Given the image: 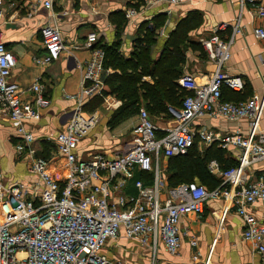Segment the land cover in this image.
Wrapping results in <instances>:
<instances>
[{"label":"built area","instance_id":"obj_1","mask_svg":"<svg viewBox=\"0 0 264 264\" xmlns=\"http://www.w3.org/2000/svg\"><path fill=\"white\" fill-rule=\"evenodd\" d=\"M149 1L152 5L175 6L187 0ZM52 2L36 0L30 5L51 10ZM239 4L249 6L250 17L260 21L253 34L256 39L264 40V0H239ZM135 15L134 9L125 13L128 19ZM2 24L3 0H0V109L22 136L16 151L23 155L29 164V173L37 182L6 185L0 171V264H125L104 255L103 249L109 240L136 244L151 256V264H155L160 246L170 255L177 254L181 219L188 214L200 216L208 199L235 206V212L244 222L241 237L252 244L264 264V224L244 209L256 203L264 205V172L254 176L247 172L253 164L264 161V133L260 130L264 84L261 94H252L244 101L222 100L223 88L237 93L244 88L240 77L229 76L221 69L230 58L232 39L225 41L213 34L202 41L207 58L217 69L203 85L197 84L190 75L179 78V86L190 94L183 99L179 110L168 108L173 125L161 129L140 109L137 123L124 144L109 155L97 153L80 158L75 150L98 120L95 113L85 115L80 103L101 96L103 89L104 51L96 47L97 35L90 32L81 44L90 50V58L79 67L82 73L78 105L64 114L65 129L53 136L55 158L48 160L36 155L35 136L24 125L29 120L38 121L40 111L49 105V100L37 81L27 89L31 100L21 99L22 92L10 80L16 60L4 46ZM237 27L238 24L234 33H239ZM41 37L46 53L33 61L37 66H46L59 58L65 45L54 25H44ZM205 117L233 123L246 120L247 127L244 132L237 129L223 135L205 127L195 128L194 122ZM196 143L238 149L237 164L225 170L215 160L207 164L210 174L220 179L219 186L211 191L198 183L165 187L159 158L186 156ZM52 160L61 161L64 173L59 179L49 170ZM135 169L150 172L153 182L146 185L136 181L137 194L131 196L125 194L124 188ZM229 208L226 205L212 212L218 225L223 224ZM189 243L195 245L193 239ZM209 259L208 255L201 260L198 253L191 256L194 264H209Z\"/></svg>","mask_w":264,"mask_h":264},{"label":"crops","instance_id":"obj_2","mask_svg":"<svg viewBox=\"0 0 264 264\" xmlns=\"http://www.w3.org/2000/svg\"><path fill=\"white\" fill-rule=\"evenodd\" d=\"M35 1L3 0L1 33L5 48L16 60L10 80L22 92L21 99L27 102L31 100V94L27 92V89L37 81L43 88L44 96L49 100V105L40 111V119L29 120L24 125L25 130L35 136L33 147L37 156H45L46 159L54 157L56 150L53 136L65 129L64 114L78 105L77 95L82 73L79 67L85 65L90 58V50L81 47V44L90 32L97 35L96 47L100 44L105 52V49L115 46L120 57L129 62L143 48L147 49L154 63H157L163 55L172 54L175 51V54L182 55L183 59L180 75H190L199 85L206 84L217 69L216 65L207 58L202 48V41L213 34H217L225 41L232 39L230 58L221 69L229 76L240 77L244 82V88L238 93L223 88V98L233 95V99L239 97L248 99L252 94L262 93L264 40L256 39L253 34V29L260 24V21L257 18H251L250 7L247 5L241 7L239 0H187L175 6L159 3L152 5L149 0L139 2L136 0H52L51 10H47L42 5L31 7V2ZM128 9L136 11L133 18L125 17ZM46 24L54 25L59 29L65 49L60 53L59 58L49 65L37 66L34 64V58L44 56L46 53L41 37V28ZM236 24H238L239 33H234ZM221 27L224 29H220ZM191 44L200 47L201 51L192 48ZM105 62L104 53L101 96L96 95L80 103L85 115L95 113L98 117L95 126L81 138L75 150L80 158L97 153L109 155L112 150L129 139L137 123L138 113H135L115 128L108 127V120L122 102L111 94L106 79L110 74L120 75L121 72L114 67L115 64L112 65L107 61L106 65ZM142 81L152 83L148 76L143 77ZM175 83L179 86L178 80ZM168 106L164 102L163 109L156 110V107L145 108L142 104L140 109L145 110L150 119L162 129L173 125ZM127 122L129 125L119 133L121 130L119 127ZM98 123H101L102 127L99 133H96L99 130L95 128ZM193 125L195 128L205 127L223 135L237 129L244 132L247 121L240 120L233 123L222 118L205 117L197 119ZM260 130L264 133V110ZM93 133L99 138L91 135ZM21 141L22 136L12 127L7 114L0 109V171L4 175L6 185L15 182L35 185L37 182V178L29 173V164L23 159V155L16 151V146ZM37 143H45L48 147L51 145V149L38 148ZM52 147H54L53 151ZM210 147L211 145L204 146L196 143L193 149L201 154ZM221 150L224 152V158L232 163L237 162L238 149L229 146ZM167 160L160 157L159 165L165 187L171 188L168 186L166 177ZM56 163L61 161L52 160L51 162L53 165ZM58 171L61 178L64 173L62 167ZM247 172L251 176L263 173L264 161L253 164ZM146 176L150 178L148 181L145 180ZM138 180L146 185H152L153 176L150 172L135 169L132 177L126 182L125 194L131 196L137 194L134 184ZM193 183L200 184L197 180ZM226 205L230 208L220 226L212 212H218ZM244 209L257 222L264 224L263 204L256 203L245 206ZM243 229L244 222L235 212L234 205H229L223 200L208 199L200 216L188 214L181 219L179 224L181 243L177 254L170 255L160 246L156 253L155 264H194L191 256L195 253L200 255L201 260H205L209 255V264H263L252 244L242 239ZM191 239L195 241L194 246L189 243ZM115 242L122 244L121 248H118L120 245L116 246L120 250L126 247L135 250L132 255L137 260L136 264H151V256L147 252H142L136 244L125 241ZM107 243L113 244L111 241ZM139 252L143 254L139 255ZM103 253L113 258L106 251Z\"/></svg>","mask_w":264,"mask_h":264},{"label":"trees","instance_id":"obj_3","mask_svg":"<svg viewBox=\"0 0 264 264\" xmlns=\"http://www.w3.org/2000/svg\"><path fill=\"white\" fill-rule=\"evenodd\" d=\"M140 1V0H136ZM98 47L102 48L100 44ZM195 50L201 51L200 47L191 44ZM106 65L115 64L120 69L119 74H110L106 83L109 85L111 94L122 103L120 107L113 112L108 120V127L113 129L120 122L131 117L140 110L144 104L145 108L156 107V110H162L164 102L169 106L179 110L183 99L190 94L180 88L175 81L179 80L183 62L182 55L172 54L163 55L157 63L149 57L147 49H141L131 62L122 59L117 53L115 46L105 49ZM175 57V58H174ZM129 70V71H127ZM150 77L152 83L142 81L143 77ZM182 77V76H181ZM234 93V92H233ZM224 97L222 90L221 98L223 101L240 102L247 98L233 99V95ZM192 154L189 156V153ZM186 156L171 158L167 164L166 177L169 187H174L182 183H193L197 180L207 190L211 191L219 186L220 179L210 174L207 164L215 160L220 168L225 170L234 167L237 163H232L224 158V152L212 144L210 148L205 149L201 154L195 149H191ZM45 158V156H43Z\"/></svg>","mask_w":264,"mask_h":264},{"label":"rangeland","instance_id":"obj_4","mask_svg":"<svg viewBox=\"0 0 264 264\" xmlns=\"http://www.w3.org/2000/svg\"><path fill=\"white\" fill-rule=\"evenodd\" d=\"M100 100H102V99H100ZM102 102H103V100H102ZM128 125H129V122L122 124L121 127H119V128H121V130L119 131V133H121L122 130H123V128L127 127ZM101 127H102L101 123H98L95 128H98L99 130L96 133H99ZM119 128H117V129L119 130ZM90 132H92V130H90ZM91 135H94L96 138H99V136H96V134H94V133L91 134ZM37 147L38 148H44V149L45 148L46 149H51V145L48 147V145H46L45 143H43V144L42 143L41 144L40 143H37ZM54 147H52V151L54 150ZM191 154H192V151L189 153V156ZM50 158L51 159H54L55 157L51 156ZM167 161H169V160H167ZM60 167H61V163H56L55 165L50 164L49 170H50V172L52 173V175L54 176L55 179H58L60 177V174H59V171H58V169ZM149 179H150L149 177H147V176L145 177V180L146 181H148ZM109 241H111L113 244H108L107 243L108 245L106 244V246L103 249V252L106 251L110 256H113V258L108 257L109 259H115L116 260L118 258L117 260H121L125 264H136L137 263V260L132 255L134 253V251H135L134 249L126 247V248H122L123 250L122 249L120 250L118 248H121V245H122L121 243H118L117 244L114 240H109ZM119 245H120V247L117 248L116 246H119ZM141 251L146 253L145 250H141ZM142 254L143 253H140L139 252V255H142ZM149 262H150V259H149Z\"/></svg>","mask_w":264,"mask_h":264}]
</instances>
